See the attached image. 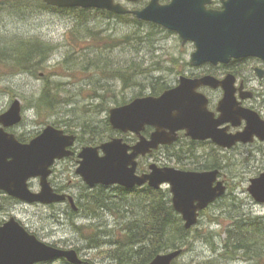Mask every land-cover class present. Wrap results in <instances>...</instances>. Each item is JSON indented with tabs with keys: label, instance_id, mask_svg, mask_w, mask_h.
<instances>
[{
	"label": "rangeland",
	"instance_id": "rangeland-1",
	"mask_svg": "<svg viewBox=\"0 0 264 264\" xmlns=\"http://www.w3.org/2000/svg\"><path fill=\"white\" fill-rule=\"evenodd\" d=\"M40 1L0 0V51L18 55L22 45H29L40 47L38 50L46 54L37 74L13 72L0 79V113L15 99L21 101L23 120L9 131L23 140L32 139L48 125L76 134L77 154L85 146H99L113 137L125 140L126 135H131L115 130L109 121L112 108L137 97L155 95L158 83L170 88L180 76L207 70L218 77L223 73L221 65L192 66L195 43L183 45L178 33L162 26L149 22L138 25L95 10L56 11L43 7V0ZM117 2L129 9L144 5V2ZM214 2L221 6V0ZM131 68L146 71L135 75L136 83L126 85L115 72ZM249 69L242 67L243 77H255ZM48 79L54 86L61 83L64 99L52 113L38 108L37 103ZM129 139L134 140L133 136ZM192 153L166 151L140 159L142 170H148L154 162L183 170L219 166L221 179L227 186L226 194L202 212L198 224L183 240L182 254L174 261L264 264V203L257 202L248 190L251 179L264 172V151L251 146L220 149L206 143L196 145ZM80 159L68 157L57 162L51 177L54 187L66 189L76 199L80 213L68 214L65 204L47 206L4 198L0 221L14 216L40 240L78 250L88 264H118L112 256L116 245L104 242L122 240L121 234L129 221L146 215L142 203L131 206L137 208V216L128 212L126 206L128 200L131 205L144 198L140 199L141 192L125 193L117 186L90 187L77 173ZM29 184L34 192L41 190L40 179L33 178ZM161 190L173 205L170 186L164 185ZM93 195L104 198L111 207L90 209ZM161 195L160 192L155 196ZM238 226H241L239 230H250L240 238L250 245L247 252L238 249L233 253L231 247H226L229 231L232 233ZM91 245L95 248H89ZM172 250L168 248L161 253ZM51 264L69 263L61 259Z\"/></svg>",
	"mask_w": 264,
	"mask_h": 264
},
{
	"label": "water",
	"instance_id": "water-1",
	"mask_svg": "<svg viewBox=\"0 0 264 264\" xmlns=\"http://www.w3.org/2000/svg\"><path fill=\"white\" fill-rule=\"evenodd\" d=\"M44 1L60 8H98L116 14L133 13L139 19L176 31L183 43H195L196 50L191 56L194 66L207 62L228 63L232 59L251 56L264 58V0H222V10L208 8L212 0H172L168 4L151 0L146 7L135 10L116 0ZM234 81L233 74L224 79L211 74L200 78L182 76L178 87L167 89L160 96L137 97L112 108L109 117L112 127L122 132H134L140 135V141L130 147L123 138L115 137L99 146L83 147L79 153L81 159L77 173L90 187L101 184L131 189L148 184L160 189L168 184L174 209L182 216L187 229L194 227L200 212L227 191L226 184L219 179L220 170H183L151 163L149 172L138 174V158L150 154L161 144H172L182 129L194 139H212L224 148H230L239 141H252L255 134L264 139V123L247 109H238L237 112L249 119L244 132L228 134L219 128L222 123L232 120L226 115L229 114L227 108L230 106L233 110L236 103ZM203 85L224 87L226 94L219 105L220 119H216L214 112L208 109L206 96L197 91ZM254 118L257 124H251ZM22 120L23 109L19 99L0 113V191L28 203L51 204L66 200L68 195L55 192L49 176L56 160L74 154L70 147L74 145L76 136L48 125L42 133L24 143L7 130ZM147 125L156 127L151 140L141 135ZM33 178L40 179L39 192L30 188L29 181ZM248 190L257 202L264 203V172L251 179ZM69 198L74 200L72 196ZM182 252L180 248L159 253L148 264H172ZM58 258H65L71 264L84 263L77 250L45 243L14 216L0 226V264H37Z\"/></svg>",
	"mask_w": 264,
	"mask_h": 264
},
{
	"label": "trees",
	"instance_id": "trees-1",
	"mask_svg": "<svg viewBox=\"0 0 264 264\" xmlns=\"http://www.w3.org/2000/svg\"><path fill=\"white\" fill-rule=\"evenodd\" d=\"M42 1V0H41ZM40 1V2H41ZM43 7L52 8L46 5L43 2ZM100 12V10H98ZM104 14L116 17L119 19H128L135 22L138 25L144 24V21L139 20L134 15H119L112 14L104 11ZM153 27L156 25L150 24ZM40 47H38L39 49ZM36 47L29 45H22L21 52L16 55L13 51H0V79L7 74L15 72L16 74L30 72L32 74H37L38 67L42 66L44 60L46 59V54L44 51H39ZM145 69H126L121 72L116 71V75L121 77L126 85L134 84L135 75L138 73L145 72ZM54 83L48 79L46 85L43 88L41 95L38 98V108H43L44 110L52 113L56 111V108L62 104L64 101L61 96L60 84L56 86ZM158 87L155 90V95L161 90H165L164 84L158 83ZM23 140V139H21ZM219 167V166H215ZM119 188V187H118ZM121 189L123 192L127 193H139L140 199L143 197V201H137V203L130 204L128 200L127 208L128 212H131L134 215H138L136 212V207H131L137 204H141V207L144 209L143 212L146 214L142 218L138 216L124 227V233L122 240L116 241H107L112 245H116V250L112 255L114 259L117 260L118 264H148L151 262L159 253L168 248L174 250L182 248L183 240L187 238L190 233V229H186L182 217L175 211L173 205H171V200H167L162 192V190H155L148 186H145L136 190H126ZM161 192V196L157 197L156 194ZM89 201L92 205L90 209L99 207H111L109 203L104 198L97 197L95 195L91 196ZM136 209V210H135ZM241 226H238L231 233H228V239L226 242V247L231 250L233 253H236L238 249H245L246 252L249 250L250 245L244 242L243 234L249 233L248 229H240ZM236 230L239 233L236 234ZM123 232V231H122ZM241 240V241H240ZM103 241L101 242V244ZM243 243V244H242ZM100 244V243H99ZM89 248H95L93 245ZM172 264H177L175 261Z\"/></svg>",
	"mask_w": 264,
	"mask_h": 264
},
{
	"label": "flooded vegetation",
	"instance_id": "flooded-vegetation-1",
	"mask_svg": "<svg viewBox=\"0 0 264 264\" xmlns=\"http://www.w3.org/2000/svg\"><path fill=\"white\" fill-rule=\"evenodd\" d=\"M150 1L151 0H140L138 2H140V3L144 2V5H142L140 8H134V9H142V8L146 7L150 3ZM171 1L172 0H160V3L161 4H168ZM128 4H135V3H128ZM51 7H53V8H48V7L47 8L52 9V10H56V11H61V12L68 10V9H60L58 7H55V6H51ZM208 8L216 9V10H222L224 8L223 2L221 0V6H217V5H215L214 0H212V2L208 5ZM81 9L84 12L95 10V9H89V8H85V9L81 8ZM95 11H97V10H95ZM108 17H111V16H108ZM186 43H188V42H186ZM186 43H183V41H182L183 45H185ZM190 64L192 65L191 62H190ZM206 64H210L213 66L221 65V67L223 69L222 70L223 73H222L221 77H218V76L212 74L211 71H208V70L205 73L193 72L190 75H186V76L189 78H200L202 76L211 74V75L216 76L219 79H224L229 74H233L235 77V81L233 83V88L235 87L234 88V97L236 99V103L234 104V106H232L233 110L231 108H229L230 106L227 108L229 114L226 115L228 118H231L232 120H227L226 122L222 123L221 125H219V128L223 129L228 134H238V133L244 132L249 125V119L247 117L241 116L240 113H237L238 109L249 110L251 113L258 116L259 121L263 124L264 123V58L262 56H251V57H246V58H241V59H232L228 63L220 62L218 64H213V63L207 62V63H204V64L199 65V66H194V65H192V66L201 67V66L206 65ZM242 67L250 68L248 71L252 72V74L254 73L255 77H253L252 75L247 76V78L243 77V73L241 70ZM260 73H262V76H260ZM181 77L182 76H180L178 81L170 88L178 87L180 85V78ZM165 90H163L160 93H157L156 96H160ZM197 91L206 96V98L208 99V104H207L208 109L210 111L214 112V115H215L214 117L216 119H220L222 112L219 110V105H220V101L224 98V96L226 94L224 87L220 86L218 88H214V87H211L208 85H203V86L199 87L197 89ZM230 111H232L231 114H230ZM234 121H236L237 124L236 123L234 124ZM252 123L257 124V120L254 118V120L251 121V124ZM154 131H156V127L147 125L145 127V129L141 132V135L146 140H151V137H152V134L154 133ZM65 133H67V132L65 131ZM125 133L126 134L128 133L131 136H133V139H134L133 141H131L129 139L131 136H127V135H126L125 140H124L130 147L137 145V143L140 141V135H138L134 132H131V131L125 132ZM67 134H74V133H67ZM253 137L254 138L252 141H249V142L239 141L230 148H224V147L216 144L212 139H206V140L194 139L193 137L187 135L186 130L182 129V130L178 131L177 139L172 144H161L157 149H154L150 154H148L146 156L139 157V159H138L139 164H138L137 173L142 174V173H145L146 171L149 170V168H148V170H142V168H143L142 164H141L142 160H140V159L146 158L147 156H151V155H154L156 153H164L166 151H168V152L172 151L174 154L192 153L195 150L196 145H202V144H206V143L212 144V145H214V147H219L220 149H231V148H238L240 146H244V147L251 146V147H255L258 150L264 151V139H261L256 134ZM19 139L21 140V138H19ZM77 139H78V137L76 135V141H77ZM21 141L22 142H29V140H21ZM75 143L71 147V149L74 151V154L72 156H69V157L80 158L79 154H77V152L75 150ZM131 151H133V150H130V152ZM66 158H68V157H66ZM64 159L65 158L57 160L55 162V164L52 167V173L49 176V181H50L52 187L54 188L55 192L67 194L68 197L66 200H64L62 202L51 203V204H42V205H47V206L54 205V206H56L59 204H65L66 205L65 210H66V212H68V214L71 211L72 212L75 211V213L77 214V213H80V211H81L80 204H78L76 202V199H74L72 201L69 198V196H72V195H70V193L67 192L66 189H64L62 187H59V188L54 187L55 186L54 182H53V180H51V177L53 176V174L55 172L54 166L56 165L57 162H60ZM79 162H80V160H79ZM206 168H204L203 170L202 169H200V170L195 169V170H197V171L214 170V169L220 170V168L215 167V165L209 166V167L207 166ZM220 173H221V170H220ZM97 186L114 187L117 185L106 186V185L98 184V185L94 186L93 188H95ZM117 187L122 188V189H126L122 186H117ZM140 188H143V187H138V188L135 187L134 189L136 190V189H140ZM4 198L9 199L12 202L18 201L17 198L10 196L6 192L1 190L0 191V200H1L0 210H2V208H3ZM5 221L6 220L0 221V226L3 225ZM50 245L58 247V246L53 245V244H50ZM58 248H62V247H58ZM66 249H71V248H66ZM57 260H61V259H56V260H53V261L48 262V263H39V264H51V263L56 262ZM69 264H71V263H69ZM84 264H88V262L85 261Z\"/></svg>",
	"mask_w": 264,
	"mask_h": 264
},
{
	"label": "bare ground",
	"instance_id": "bare-ground-1",
	"mask_svg": "<svg viewBox=\"0 0 264 264\" xmlns=\"http://www.w3.org/2000/svg\"><path fill=\"white\" fill-rule=\"evenodd\" d=\"M128 202V201H127Z\"/></svg>",
	"mask_w": 264,
	"mask_h": 264
}]
</instances>
